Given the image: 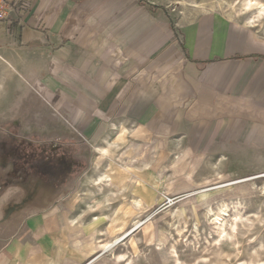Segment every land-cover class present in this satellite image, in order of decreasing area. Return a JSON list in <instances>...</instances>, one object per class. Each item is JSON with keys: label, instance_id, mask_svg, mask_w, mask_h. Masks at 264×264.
<instances>
[{"label": "crops", "instance_id": "1", "mask_svg": "<svg viewBox=\"0 0 264 264\" xmlns=\"http://www.w3.org/2000/svg\"><path fill=\"white\" fill-rule=\"evenodd\" d=\"M7 1L0 52L99 159L128 141L150 148L155 182L207 163L226 178L264 172V41L248 27L174 0ZM58 207L27 216L0 264H49L66 224Z\"/></svg>", "mask_w": 264, "mask_h": 264}, {"label": "rangeland", "instance_id": "2", "mask_svg": "<svg viewBox=\"0 0 264 264\" xmlns=\"http://www.w3.org/2000/svg\"><path fill=\"white\" fill-rule=\"evenodd\" d=\"M8 57L0 52V246L27 216L55 204L66 224L49 264H264V172L226 178L207 163L194 174L155 182L144 172L150 148L128 141L113 143V153L99 159L98 145L51 117L39 87ZM101 173L111 175L110 188L83 186L84 177ZM132 196L143 200V210L131 208ZM222 202L230 207L223 215ZM216 213L227 229L237 224L220 243V225L211 220Z\"/></svg>", "mask_w": 264, "mask_h": 264}, {"label": "bare ground", "instance_id": "3", "mask_svg": "<svg viewBox=\"0 0 264 264\" xmlns=\"http://www.w3.org/2000/svg\"><path fill=\"white\" fill-rule=\"evenodd\" d=\"M174 3H176L180 7L179 13L183 14L184 13L183 11L188 8H190L195 14L207 13V12H219L226 19L240 20V23L243 26L256 28L258 33H262L264 35V0H238L237 2L231 1V0H174ZM252 11L255 12V15L250 14L252 13ZM104 143L107 145L110 144L109 141L105 138H104ZM112 147H113V144H112ZM97 150L100 151V147H97ZM111 181H112V178L109 173H101L98 175L97 178L84 177L82 179V183L84 187L85 186L93 187L100 191H103L105 187L110 188ZM252 184L253 183H250V188ZM229 188H231V186L225 188L220 193L227 191ZM220 193L203 198L201 203L203 204V203L209 202L210 200L214 199ZM110 200L111 198H107L103 202L102 206H108ZM129 203H130L129 205L134 211L144 209V202L140 197L132 196ZM228 207L229 206L227 203L222 202L221 205L219 206V210H218L219 213L221 214L225 213ZM210 208H209V205L206 204V209L210 210ZM219 213L214 214L211 218L212 221L220 225L219 226L220 228L217 230L216 239H215L217 243H220L221 241H223L224 237L230 234L227 230L234 231L237 226L236 222H232L230 223L227 229L222 224L224 223L225 218L222 217ZM238 215H239V212L234 213L233 214L234 218L232 219L236 221ZM82 232L84 231L82 230ZM79 245H80L79 242H75L72 247L76 249V247H78Z\"/></svg>", "mask_w": 264, "mask_h": 264}, {"label": "built area", "instance_id": "4", "mask_svg": "<svg viewBox=\"0 0 264 264\" xmlns=\"http://www.w3.org/2000/svg\"><path fill=\"white\" fill-rule=\"evenodd\" d=\"M15 7L7 0H0V22L11 23V14L14 12Z\"/></svg>", "mask_w": 264, "mask_h": 264}]
</instances>
